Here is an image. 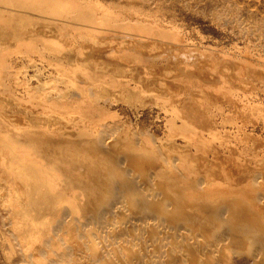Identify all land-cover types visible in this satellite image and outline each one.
I'll use <instances>...</instances> for the list:
<instances>
[{
    "label": "bare ground",
    "instance_id": "1",
    "mask_svg": "<svg viewBox=\"0 0 264 264\" xmlns=\"http://www.w3.org/2000/svg\"><path fill=\"white\" fill-rule=\"evenodd\" d=\"M165 2L0 0L4 264H264V49Z\"/></svg>",
    "mask_w": 264,
    "mask_h": 264
},
{
    "label": "rangeland",
    "instance_id": "2",
    "mask_svg": "<svg viewBox=\"0 0 264 264\" xmlns=\"http://www.w3.org/2000/svg\"><path fill=\"white\" fill-rule=\"evenodd\" d=\"M162 1L164 2L165 0H162ZM176 1L177 0H167V2L164 3V6L165 7L167 6L171 11L174 10L176 18L179 21H183V23H185V25L187 27H189L190 29H192L193 27H196L197 29L201 30V32L206 37H208L209 39H213L214 41L218 42L220 45H222V46L225 45L228 48L232 47L235 43H237L239 46H242L244 41L246 39L247 40L249 39L250 41H253L254 44L258 43L257 45L260 48L262 47V49H264V31L253 33L252 29H250L248 31L246 30L247 24L250 21H252V20L255 21V20H259V19L264 21V19H263L264 18V11H262V10H264V3L261 4L262 2H264V0H247L248 3L243 2L246 0H238V2H240L239 9L234 7L232 3H229L227 8H226V11H224L225 13L222 12L224 19L226 20V22H228L227 23V27H228L227 31L228 32L226 31L224 33L221 31L220 28L214 26L213 24H210V22L208 20L204 21L200 17H193L192 13H190V11L188 9H186V7H183L181 5L180 0H178L177 2ZM252 1H253V4H252ZM247 4L249 7L247 6ZM250 5H251V7H250ZM175 7H176V9H175ZM250 8H252V9H250ZM241 29L243 30V33H242V36L240 37L238 34V30H241ZM0 264H4V260H3V257L1 255H0Z\"/></svg>",
    "mask_w": 264,
    "mask_h": 264
}]
</instances>
